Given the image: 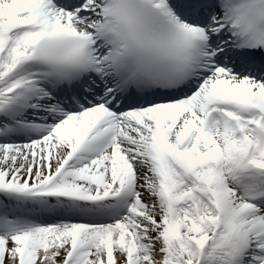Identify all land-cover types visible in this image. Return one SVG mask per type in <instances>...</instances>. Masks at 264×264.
Segmentation results:
<instances>
[{"label": "snow or ice", "instance_id": "snow-or-ice-1", "mask_svg": "<svg viewBox=\"0 0 264 264\" xmlns=\"http://www.w3.org/2000/svg\"><path fill=\"white\" fill-rule=\"evenodd\" d=\"M0 264H264V0H0Z\"/></svg>", "mask_w": 264, "mask_h": 264}]
</instances>
